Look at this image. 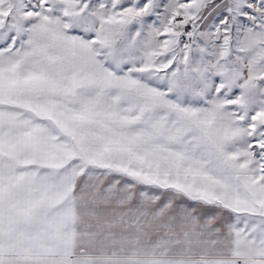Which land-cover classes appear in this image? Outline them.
<instances>
[{
  "label": "snow or ice",
  "instance_id": "obj_1",
  "mask_svg": "<svg viewBox=\"0 0 264 264\" xmlns=\"http://www.w3.org/2000/svg\"><path fill=\"white\" fill-rule=\"evenodd\" d=\"M0 264H264V0H0Z\"/></svg>",
  "mask_w": 264,
  "mask_h": 264
}]
</instances>
